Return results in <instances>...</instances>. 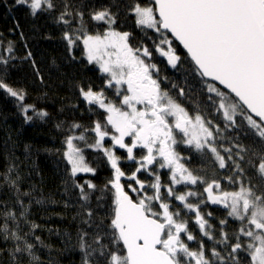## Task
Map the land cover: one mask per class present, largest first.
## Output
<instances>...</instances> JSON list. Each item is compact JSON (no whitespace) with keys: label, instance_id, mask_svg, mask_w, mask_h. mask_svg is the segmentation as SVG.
<instances>
[{"label":"snow or ice","instance_id":"obj_1","mask_svg":"<svg viewBox=\"0 0 264 264\" xmlns=\"http://www.w3.org/2000/svg\"><path fill=\"white\" fill-rule=\"evenodd\" d=\"M15 6H26L33 18L49 16L61 27L66 62L86 59L105 76L98 90L75 85L90 113L103 110L101 118L87 125L56 123L62 147L45 149L64 165L65 193L77 190L72 219L79 221L81 264H264V0H12ZM129 19L151 47L133 45V33L122 30ZM20 37L23 56L11 41H0V91L14 98L25 124L43 122L50 113L28 103V90L10 82L13 61L30 62L36 79L45 82L22 30ZM175 41L202 85L204 107L191 112L161 87L168 78L153 62L155 54L173 69L181 65L185 57ZM171 87L186 97L184 88ZM105 88L115 90L118 102ZM244 128L246 137L256 138L251 144L236 136ZM7 137L6 145L11 132ZM180 146L227 175L207 179L202 169L188 166L192 157ZM88 151L95 154L91 160ZM125 162L135 167L126 171ZM23 163L10 151L0 170V264H52L35 252L36 245L48 246L29 215L33 204L45 201L36 198L39 189L28 182ZM100 166L110 175L98 184ZM209 204L222 206L226 215L202 212Z\"/></svg>","mask_w":264,"mask_h":264},{"label":"trees","instance_id":"obj_2","mask_svg":"<svg viewBox=\"0 0 264 264\" xmlns=\"http://www.w3.org/2000/svg\"><path fill=\"white\" fill-rule=\"evenodd\" d=\"M16 21H19V30L15 28ZM21 30L24 33V40L33 51L37 66L45 76V82L41 84L36 79L30 62L24 61H13L15 66L9 71L10 82L14 86L26 88L29 92L27 102L35 103L38 108L47 110L50 117L43 122L35 120L30 124H25L14 105V98L8 97L0 91V170L4 168L5 156L8 152H14L16 157L24 161L21 165L22 171L31 173L28 182L39 189L36 198H43L45 201L41 205L33 204L29 215L30 220H34L41 226L35 235L40 236L43 243L48 246L36 245V255L44 261L51 260L52 264H81V253L75 247V234L79 221L72 219L76 215L77 190L65 193L64 165L58 155L49 153L45 149L62 147L63 136L55 127L56 123L75 120L87 125L91 120L101 118L100 113L103 110L95 115L90 113L87 110L86 102L79 97L75 85L77 83L85 86L91 84L94 89L98 90L104 87L105 76L99 72L96 65L88 64L86 59H80L79 63L66 62L64 42L59 39L61 27L49 16L33 18L26 6L12 7V0H0V41L4 43L11 41L18 56L25 54L24 41L20 37ZM122 30L133 33L135 40L132 43L134 46L144 43L151 47L149 40L144 37L141 31L134 28L131 19L123 25ZM48 35L52 37L51 40L43 38ZM174 43L177 53L185 57L184 62L177 68H171L162 58L154 54L153 62L158 65L160 76L168 78L167 81L161 82L162 88L169 91L173 99L187 107L190 112L193 111L195 105L203 108L204 95L200 78L198 74H193L191 63L185 56L186 52L176 41ZM80 55L77 52V56ZM172 84L184 88L186 97L179 98L176 95V90L171 87ZM106 89L105 95L110 99L109 95L112 89L110 91H106ZM71 104H77L78 109H71L69 107ZM246 131L247 129L244 128L242 132L236 133V136L241 142L251 144L256 138L250 133L246 137L243 134ZM9 132H11L12 140L6 145ZM26 145L28 146L27 152H25ZM188 154H191L194 160L196 159L195 152L188 149ZM86 155L91 160L95 154L88 151ZM125 163L123 164L130 166L126 171L133 169L132 163ZM191 165V168L202 169L201 173H204L207 168V165L203 166L195 161H191ZM109 175L110 169L100 166L95 182L103 183ZM24 187L27 189V184ZM65 201L69 203L68 208L63 206ZM218 217L217 219H219ZM48 229L57 231L49 233ZM26 230L27 228H25Z\"/></svg>","mask_w":264,"mask_h":264},{"label":"flooded vegetation","instance_id":"obj_3","mask_svg":"<svg viewBox=\"0 0 264 264\" xmlns=\"http://www.w3.org/2000/svg\"><path fill=\"white\" fill-rule=\"evenodd\" d=\"M175 44V43H174ZM179 54V53H178ZM180 55V54H179ZM161 87H162V85H161ZM164 89V88H163ZM110 91V89H106V91ZM110 96V98L112 99V100H117V97L115 96V90L114 89H112L111 90V94L109 95ZM117 102H118V100H117ZM178 151H180L181 153H182V155H185V156H191V154H188V149L187 148H185L184 146H180V147H178V149H177ZM197 155H196V159L194 160V157L192 156V160L191 161H195V163H199V164H203V166H206L207 165V168H206V170L204 171V173H200V174H202V175H206V178L207 179H211V178H213V176H224V175H227V173L226 172H224L223 170H219V169H217V168H214L213 167V165L211 164V162L209 161L208 163H204L203 162V158L198 154V153H196ZM132 164H134V163H132ZM188 166L191 168V162H190V164H188ZM135 167V165L133 166V168ZM162 173H164L165 174V176L167 177V172H166V170H162ZM167 180V179H166ZM225 187H227V185H225ZM203 209V208H202ZM201 209V210H202ZM225 210L222 206H218V205H209L207 208H204V210L205 211H210V212H212V214H213V216L214 217H218L219 215L221 216L220 218H223L225 215H226V213H218L216 210ZM203 210V211H204ZM225 212H226V210H225ZM216 215H218V216H216ZM219 218V217H218ZM216 219H213V220H210V223L211 224H213V225H215L216 224ZM229 224H230V227L231 228H235L237 225L235 224V223H233L231 220L229 221ZM197 234H198V238L200 237V233L197 231ZM205 244L206 245H210V242L208 241V240H205ZM191 247L193 246V247H195L196 246V244H195V242H192L191 243V245H190Z\"/></svg>","mask_w":264,"mask_h":264},{"label":"rangeland","instance_id":"obj_4","mask_svg":"<svg viewBox=\"0 0 264 264\" xmlns=\"http://www.w3.org/2000/svg\"><path fill=\"white\" fill-rule=\"evenodd\" d=\"M175 47V46H174ZM111 99V98H110ZM107 143H109V141H106V144ZM123 150H118V154L119 155H124L123 153ZM130 163H133V162H130ZM125 164H127V163H125ZM125 164H122L121 166L126 170L127 169V167H130L129 165H125ZM134 166V164H132V166L131 167H133ZM142 177H144V178H146V179H148V177L147 176H145V175H141ZM161 177H162V179L163 180H165L166 181V179H167V177L165 176V174L164 173H162V170H161ZM141 178V177H140ZM177 190L178 191H180V192H183V191H185V188H184V186H177ZM192 202H195V201H192ZM177 205H178V202H177ZM209 205H211V204H209ZM204 210V208L201 210L202 212H204L203 211ZM218 213H226L225 212V210H216ZM194 215V214H193ZM189 220H190V223H189V227H190V229L193 231V233L196 235V236H198V234H197V231L199 232V230H198V228L195 226V224L194 223H192L191 221H192V215H190L189 217ZM200 233V232H199ZM205 240H207L206 238H205ZM210 242V241H209ZM191 245V244H190ZM193 247V246H192Z\"/></svg>","mask_w":264,"mask_h":264},{"label":"water","instance_id":"obj_5","mask_svg":"<svg viewBox=\"0 0 264 264\" xmlns=\"http://www.w3.org/2000/svg\"><path fill=\"white\" fill-rule=\"evenodd\" d=\"M181 47H182V45L178 42V41H176ZM182 49H183V47H182ZM185 52H186V50L185 49H183Z\"/></svg>","mask_w":264,"mask_h":264}]
</instances>
